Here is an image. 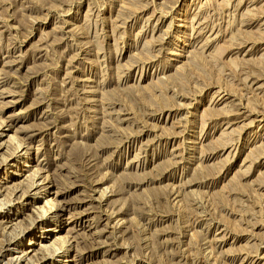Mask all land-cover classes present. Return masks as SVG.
Wrapping results in <instances>:
<instances>
[{"label": "rangeland", "instance_id": "obj_1", "mask_svg": "<svg viewBox=\"0 0 264 264\" xmlns=\"http://www.w3.org/2000/svg\"><path fill=\"white\" fill-rule=\"evenodd\" d=\"M0 264H264V0H0Z\"/></svg>", "mask_w": 264, "mask_h": 264}, {"label": "bare ground", "instance_id": "obj_2", "mask_svg": "<svg viewBox=\"0 0 264 264\" xmlns=\"http://www.w3.org/2000/svg\"><path fill=\"white\" fill-rule=\"evenodd\" d=\"M7 162V161H6ZM7 164V163H6ZM49 204V203H48ZM50 205V204H49ZM45 216V215H44ZM19 236V235H18ZM35 243H32L31 241H30V243H28L27 245L28 246H31V245H34ZM34 251V250H33ZM33 251H30L29 253H32ZM58 253V252H57ZM33 255H35V254H33ZM56 255V254H55ZM27 257V256H26ZM28 258V257H27ZM44 258V257H43ZM20 259V258H19ZM20 261H21V259H20Z\"/></svg>", "mask_w": 264, "mask_h": 264}]
</instances>
